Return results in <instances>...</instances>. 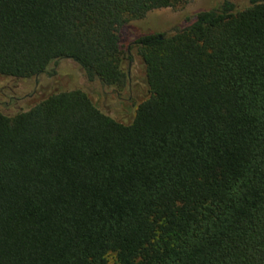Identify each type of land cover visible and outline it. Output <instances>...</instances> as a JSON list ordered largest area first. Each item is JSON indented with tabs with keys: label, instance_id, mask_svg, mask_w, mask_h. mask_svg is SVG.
<instances>
[{
	"label": "trees",
	"instance_id": "trees-1",
	"mask_svg": "<svg viewBox=\"0 0 264 264\" xmlns=\"http://www.w3.org/2000/svg\"><path fill=\"white\" fill-rule=\"evenodd\" d=\"M134 44L121 124L81 90L0 112V264H264V0ZM180 0H0V76L121 89L120 29Z\"/></svg>",
	"mask_w": 264,
	"mask_h": 264
},
{
	"label": "rangeland",
	"instance_id": "rangeland-1",
	"mask_svg": "<svg viewBox=\"0 0 264 264\" xmlns=\"http://www.w3.org/2000/svg\"><path fill=\"white\" fill-rule=\"evenodd\" d=\"M234 4L240 11L248 6L247 0H180L174 8L149 12L141 20L126 23L119 32L122 50L127 55L123 66L127 74L126 85L121 89L89 85L81 69L71 61H60L51 67L55 75H41L30 79L0 76V112L12 117L26 112L51 94L81 90L105 114L115 121L129 125L133 122L137 106L149 97L144 81V66L134 44L144 35L169 36L176 29L188 26L195 14L218 8L223 2Z\"/></svg>",
	"mask_w": 264,
	"mask_h": 264
}]
</instances>
